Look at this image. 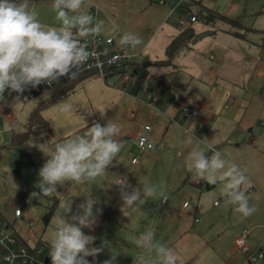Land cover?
Returning a JSON list of instances; mask_svg holds the SVG:
<instances>
[{"label": "rangeland", "instance_id": "374dc122", "mask_svg": "<svg viewBox=\"0 0 264 264\" xmlns=\"http://www.w3.org/2000/svg\"><path fill=\"white\" fill-rule=\"evenodd\" d=\"M52 3L53 0H29V9L37 13L45 26L59 27ZM96 7L106 12L113 22L102 15L98 17ZM187 10L198 15L197 21L180 27L179 18ZM82 11L93 16L94 21L98 18L104 22L99 35L114 37L117 42L125 32L142 38L143 43L136 48L127 45L133 64L145 59L153 63L165 60L172 37L190 26L196 37L176 55L172 64L152 66L143 88L134 95L131 94L132 65L120 66L117 74L107 79L91 76L77 83L69 95L42 112L53 128L51 136L12 145L11 130L5 131L4 126L7 123L15 132H23L30 113L57 91L26 104L21 101L14 104L17 96L6 90L0 106V216L10 221L15 207H20L26 221L37 223L36 235L43 242L45 257L51 251V242L61 221L58 213L71 204L72 211L65 213L70 219L72 214L82 211L78 206L85 202L86 196H91L97 200L94 211L98 208L102 212L97 213L93 227L83 231L97 238L95 246L104 240L110 242V249L105 248L96 258L88 257L94 264H103L113 253L118 254L115 264H160L154 250L133 243L134 237L146 230H151L156 242L176 251L177 264H251L250 252L235 248V240L243 229H251L254 231L249 244L256 247L264 242V177L253 180L252 176L257 173L246 172L249 182L243 190L256 211L243 216L234 212L235 205L226 202L220 186L208 189L206 180H201L203 184L199 186L192 173L178 165L191 151L192 146L184 143L188 135L211 155L213 142L209 137H216L231 124L235 127L247 109L248 121L264 122L257 114L258 107L263 110L264 104V34L260 33L264 31V0H185V3L181 0H86ZM207 13L215 19L213 24L205 21ZM227 19L239 23H230ZM113 25L119 31L113 32ZM207 31L212 34L199 38ZM128 74L131 79L123 83ZM247 89L259 95L263 104L258 105L256 99L248 97ZM231 98L236 99L235 104L229 102ZM179 99L186 101V107H198L201 118L183 115ZM65 103L72 105L71 111H61ZM7 110L17 116L15 121L4 116ZM205 119L210 121L209 125H204ZM108 120L120 127L117 139L124 147L106 176L84 184L69 182L58 186V192L50 196L33 197L32 193L40 191L35 186L40 179L39 170L49 158L39 146L51 154L56 142L83 136L93 122L103 126ZM146 124L152 128L150 134L157 147L140 151L138 134ZM119 176H126L132 186L147 183L156 189L155 196L131 218L121 211L118 186H110ZM184 202L188 208L183 207ZM26 221L18 220L15 228L32 244Z\"/></svg>", "mask_w": 264, "mask_h": 264}, {"label": "clouds", "instance_id": "9594fccd", "mask_svg": "<svg viewBox=\"0 0 264 264\" xmlns=\"http://www.w3.org/2000/svg\"><path fill=\"white\" fill-rule=\"evenodd\" d=\"M85 2L53 0L52 8L60 26L47 27L40 22L37 13L29 9V0H0V97L4 98L6 90L18 93L16 104L29 87L51 86L63 77L74 80L80 75L86 62L95 55L88 50L86 43L81 42V38L99 35L104 24L103 21L94 23V17L82 11ZM112 30L119 31L118 26L113 25ZM119 42L136 48L143 40L134 33L125 32L120 35ZM48 95V92L44 93V96ZM71 110L70 103L61 107L62 112ZM4 130H11L7 123ZM120 132V127L111 120L103 126L93 122L83 136L56 142L51 154L39 146L49 158L39 170L40 179L35 186L40 191L32 193V196L47 197L66 183L84 184L105 177L124 147L123 142L117 139ZM145 143L152 146L146 137L140 140L142 147ZM184 143L192 147L178 167L192 173L197 181L206 180L211 185L220 186L226 202L235 205L234 212L252 215L256 209L249 205V198L243 190L249 182L246 169L226 159L220 151L207 155L200 142L194 143L191 135ZM113 184L118 186L121 211L128 218L156 194L154 186L147 183L132 186L126 176H119L110 186ZM96 204V199L86 196L85 202L78 206L82 211L72 214L70 219L65 217V213L72 211L71 204L58 213L61 221L51 242V264H94L88 257L96 258L105 248L110 249L109 241L104 240L95 246L97 238L83 231L84 228L91 229L96 223L97 213L102 212L98 208L94 211ZM133 243L137 247L154 250L160 264H177L176 251L156 242L151 230L134 237ZM117 255L113 253L111 259L103 261V264H115Z\"/></svg>", "mask_w": 264, "mask_h": 264}, {"label": "built area", "instance_id": "2783aa9c", "mask_svg": "<svg viewBox=\"0 0 264 264\" xmlns=\"http://www.w3.org/2000/svg\"><path fill=\"white\" fill-rule=\"evenodd\" d=\"M182 2L185 0H181ZM96 13L99 12V8L96 7ZM179 18V26H186L197 21L195 14L191 13L190 10L186 11ZM82 43H86L88 50L92 53H95L84 65L80 75L74 79L69 80L67 77L60 79L59 83H54L51 86L46 84H41L37 88L27 89L22 96H20L21 102L24 104L29 103L30 101L41 97L45 92L59 91L65 86L71 85L75 80L79 79L81 76L88 74L91 76H101L105 79L108 77L117 74V70L120 66L125 67V64L130 62V56L128 53V46L119 47L114 39L110 36H88L87 38L81 39ZM127 68V65L126 67ZM129 74L124 77V82L130 80ZM16 96L18 93L13 92ZM155 100L154 98H152ZM0 106H1V97H0ZM182 113L184 115H199L198 107H184L182 108ZM4 116L13 121L17 116L13 111L7 110L4 111ZM144 132L138 135V147L140 151L151 150L157 147V145L151 140L150 132L152 130L151 126L146 124L143 127ZM147 138L151 142V147L148 146V143H145L143 147L140 144L142 138ZM137 161L136 158H133V163ZM188 203H184V207H187ZM19 209V212H18ZM14 219L7 221L0 217V257L2 261L0 264H51L50 256H43L44 249L43 242L40 240L36 232L35 222L30 221L28 223L29 231L32 233L31 237L33 238V243L29 244L28 240L20 237L18 230L15 228L16 221L22 217V210L20 207H16L14 211ZM251 237V230L243 229L239 237L235 241V247L238 250L243 252H250L249 261L251 264L262 263L264 262V248L258 247L252 249L249 245V239ZM48 260V261H47Z\"/></svg>", "mask_w": 264, "mask_h": 264}, {"label": "crops", "instance_id": "0c3cea01", "mask_svg": "<svg viewBox=\"0 0 264 264\" xmlns=\"http://www.w3.org/2000/svg\"><path fill=\"white\" fill-rule=\"evenodd\" d=\"M96 15H97V13H96ZM99 15H102L103 17H107V19L109 20V22H111V23L113 22L112 19L109 17V15L106 12H102L101 9L98 12V17H99ZM95 20L98 21V18L97 19L95 18ZM96 21H94V23ZM234 21H236V20H234ZM237 22L238 21H236V23ZM263 32H260V33H263ZM231 34H233V33H231ZM177 35H175V36H177ZM175 36H173L172 39ZM115 41H116V39H115ZM116 43H117V45L120 44V42H117V41H116ZM118 46L119 47H124V45H122V44H120ZM263 67H264V65H263ZM211 76L213 77L215 75L212 74ZM219 89L220 90H223L222 87H219ZM245 93L248 95V97L252 98L253 100L256 99L258 105L260 103H262V100H260V97H258L259 95H257L255 92H250L249 89H247L245 91ZM235 101H236V99H232L231 98L229 102L231 104H235ZM236 106L239 107L240 104H237L236 103ZM240 112H243V110L240 109ZM245 113H247L246 115H248V113H249L248 109L245 111ZM257 114H258V116H261V117L264 118V104H263V110H261V108L258 107ZM246 115L244 114V118H242L240 121H238L237 122V125L235 127H233L235 124H231V125H229V127L224 132L218 134L220 132L219 131L216 134V137L212 138L210 136L209 139H211L212 142H213L212 143L213 144V147L210 146V149H211V151H219V150H221L222 153H224L232 161H234L235 163H237L238 165H240L242 169H246V172H256L257 174H255V175L252 176V179L253 180H256L258 178L261 179V178L264 177V122H262L260 124L259 123L260 121H257V119H255L256 121L255 120L254 121H248L249 117L247 118ZM193 117H196V118H199L200 119L201 118L200 110H199V115L198 116H193ZM231 117H233V115ZM255 118H258V117H255ZM15 120L16 119H13V121H15ZM203 123H204V125H209L210 121L208 119H205L203 121ZM142 132H144V129L140 133H142ZM206 136H207V133L204 134V138ZM150 138L154 142V140L152 138V133L150 134ZM207 139H208V137H207ZM217 148H219V150ZM259 174H261L262 177L259 176ZM255 188L256 187L254 186V189ZM184 203H183V207H184ZM216 204H217V202H216ZM188 206L187 207H184V208H188ZM16 207H18V206H16ZM1 218L9 221L5 217H1ZM14 218L15 217L13 216V218L11 220H13ZM20 219H23V220L26 221V219H25V217L23 215V211H22V217ZM20 219H18V220H20ZM18 220L16 221V224H17ZM29 222H30V220H28V221L25 222L28 231L30 230L29 229V226H28V223ZM33 222H35V221H33ZM35 225H36V232H37V228L38 227H37V223L36 222H35ZM253 231L254 230H251V234H253L252 233ZM36 232H35V234H36ZM19 235H20L21 238L25 239L20 233H19ZM31 235H32V233H31ZM31 238L32 237L30 236V239ZM38 238L41 240L40 237H38ZM255 238H257V237H255ZM255 244H257V243H255ZM249 245H250V247L252 249H256L258 247L264 248V242L263 241L260 242L259 246L256 245V247H254L251 244H249ZM260 264H264V262H262Z\"/></svg>", "mask_w": 264, "mask_h": 264}, {"label": "trees", "instance_id": "16d2710c", "mask_svg": "<svg viewBox=\"0 0 264 264\" xmlns=\"http://www.w3.org/2000/svg\"><path fill=\"white\" fill-rule=\"evenodd\" d=\"M198 16V15H197ZM196 16V17H197ZM204 19L207 23L213 24L215 22V19L209 14L204 15ZM230 23H235L236 21L227 19ZM264 33V32H263ZM196 37L194 28L192 26L186 28L184 31L179 33L177 36H175L170 44L166 48V56L167 58L165 60H158L154 63L149 61L148 59H145L141 63H131L128 62L125 64V67H132V77L134 82V88L133 92L131 94H136L138 91H140L143 88L144 82L148 78L150 74V69L152 66H158V65H164V64H172L173 60L175 59L176 55L185 47L187 44L191 41H193ZM82 42V41H81ZM88 74H85L81 76L79 79L75 80L71 85L65 86L59 91H57L56 94L50 96L43 102H40L37 107L30 113L27 122L25 124V129L23 132H15L14 129H11V143L12 145H18L26 142L27 140L31 138H42L44 136H51L53 132V128L51 127L49 121L43 116L42 112L43 110L52 105L54 102L64 98L65 96L69 95L74 89L77 83L82 82L84 79H88ZM179 107L184 108L186 107V101L179 99L178 101ZM188 181V180H187ZM195 184L202 186L203 181H197ZM52 212V211H51ZM51 212L48 214L47 221L51 215Z\"/></svg>", "mask_w": 264, "mask_h": 264}, {"label": "water", "instance_id": "95a60500", "mask_svg": "<svg viewBox=\"0 0 264 264\" xmlns=\"http://www.w3.org/2000/svg\"><path fill=\"white\" fill-rule=\"evenodd\" d=\"M212 34V32H210V31H207V32H204V33H202V34H200L199 35V38H204V37H206V36H208V35H211ZM215 185H211V184H207V187H208V189H210V188H212V187H214ZM48 261V260H47Z\"/></svg>", "mask_w": 264, "mask_h": 264}]
</instances>
